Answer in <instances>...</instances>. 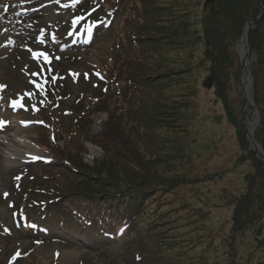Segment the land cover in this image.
Returning <instances> with one entry per match:
<instances>
[{
	"label": "rangeland",
	"instance_id": "obj_1",
	"mask_svg": "<svg viewBox=\"0 0 264 264\" xmlns=\"http://www.w3.org/2000/svg\"><path fill=\"white\" fill-rule=\"evenodd\" d=\"M220 1L213 0L204 10L205 0H133L124 6L127 14L133 11L127 27L119 20L114 23L108 13L101 25L87 20V26L77 25L72 34L68 33L75 27L72 16L90 10L86 4L78 9L72 6L73 0H63L48 6L39 23L26 32L19 29L18 1L0 9V121L5 122L0 128V225L11 237L5 238L8 234L0 227L4 264H29L30 252L35 254L33 259L42 256L35 264H51L53 257L62 264H264V183L261 186L256 177L261 164L249 149L245 131L256 116L252 107L243 113L239 91L238 44L245 20L233 37L227 30L232 16L223 13ZM258 3L257 16L264 13V0ZM78 28L83 30L80 46L86 42L92 46L75 54L76 60L68 59L75 43L67 42L66 35L76 38ZM97 30L106 32L99 34L100 40L98 36L90 41L87 37L94 39ZM129 30L135 32L128 37L141 32L140 46L129 48L128 37L123 36ZM259 31L251 43L264 52L258 42L264 40V26ZM121 39V58L136 50L139 90L131 103L118 100L124 103L121 111L111 108V116L96 114L84 129L78 127L77 139L64 131L67 139L48 145L55 158L61 152L70 154L82 178L76 180L61 169L52 186L59 182L69 198L92 205H139L132 231L122 241L105 245L87 238L57 239L56 234L47 233L50 227L35 222L29 235L21 237L17 224L29 214L18 217L15 202L40 173L33 162L47 158L33 160L17 152L22 148H11L16 136L27 145L24 139L35 133L40 136L42 131L28 130L30 125L13 119L7 126L5 106L10 109L7 114L23 112L22 107L13 108L12 102L19 96L27 103L31 98L26 93L38 94L47 88L44 73L51 68L68 85L71 94L64 104L73 110L76 76L66 72L86 70L91 62L111 64L119 51L118 44L108 42ZM249 41L248 36L250 99L259 121L253 139L259 146L264 144V57H258ZM27 48L47 54L51 62L27 55ZM204 81H209V87ZM82 112L77 111L76 122L81 126L86 119ZM64 136L59 133L58 139ZM236 212L241 213L238 227L233 226ZM28 239L34 242L25 245ZM18 251L20 256L13 260ZM133 252L144 259L134 262Z\"/></svg>",
	"mask_w": 264,
	"mask_h": 264
},
{
	"label": "trees",
	"instance_id": "obj_2",
	"mask_svg": "<svg viewBox=\"0 0 264 264\" xmlns=\"http://www.w3.org/2000/svg\"><path fill=\"white\" fill-rule=\"evenodd\" d=\"M258 0H248V6H247V0H234L233 2H229V0H221L220 1V8L223 11V13L231 15V21H230V25L229 27H227V30L229 31V33H231V35L233 37H235L238 33V27L241 24V22H243L245 20H251L257 17V13L259 10V3L257 4ZM237 8L239 9V11L236 12H232L234 11V9ZM231 11V13L228 12ZM245 9L247 10V12L245 11ZM210 11V10H209ZM135 13V11H134ZM209 13V12H208ZM131 14L133 15V11L131 12ZM261 26H264V16H262L257 22H255L252 26V28L249 31V42L251 43V41H253L255 35H257L260 31H259V27L261 28ZM135 30V29H134ZM133 30V31H134ZM259 31V32H258ZM135 32V31H134ZM256 33V34H255ZM255 34V35H254ZM143 39V35L141 34L140 31H138V33H136V35H134L133 37L128 38V42L130 45V49H132V47L138 45L140 46L141 44V40ZM133 41H135V43H132ZM259 43L263 44L264 47V40L262 41H258ZM252 46V43H251ZM128 48V47H127ZM257 54L258 57H260V59H263L264 57V52L261 48L257 47V45H253L251 47ZM136 55V50H131L128 53H125L124 56L120 59L119 61V69H118V75L116 78V81L121 85V82H123L124 85H122L121 89L119 90H115L109 93L108 97L110 99V101L112 102L113 98L117 95L122 96L125 101V103L127 105H129L132 101V97L134 96V94L139 90V80L136 78V75L138 74V66H137V62L134 61ZM114 86V85H112ZM255 104L258 102V99L255 97ZM116 104H111V105H103V111L107 112L109 114V116L112 115V109H114V111H121V109L124 108V103H117V101H115ZM256 107V105H255ZM112 108V109H111ZM257 108V107H256ZM259 112L260 115L262 114L259 108ZM260 124L262 125L263 128V124H262V115H261V122ZM259 124V125H260ZM262 133V129L261 131H257V134ZM261 146L263 147V151H264V144H262V142L260 143ZM259 144V146H260ZM260 146V147H261ZM261 147V148H262ZM67 160L70 162V159L66 156ZM259 164H261L260 162H258ZM259 166V171H257L256 173V177L259 178V182H261V186L264 183V166L261 164L258 165ZM51 170H54L57 168V171L59 172L61 169H65V168H61L60 166H52L49 167ZM71 169L67 170V173L70 174L71 176H73L74 179H78L81 175L79 169H77L78 167H76L74 165V163H72L71 161ZM66 170V169H65ZM55 170V172H57ZM59 174V173H58ZM55 177L49 178L47 177L45 182H42L40 184V186L38 187L37 192L38 196L35 195L36 198H38L40 200V202H47L48 200H50L51 198H53V196H55L57 193H66V190L61 189L65 188L64 185L62 186L61 183L58 182V186L53 187L52 186V180ZM57 181V179H56ZM85 181H82V183ZM88 183V182H87ZM115 195H118V193H116ZM68 197V196H67ZM250 201V198L248 199ZM108 209L107 211L109 213H111L109 216L113 217V221L115 226L116 225H120V224H124L125 227V223L129 221L130 224L133 225L135 224V222H132L134 219L136 220L138 215H139V205H129L127 203H123L122 205L114 202L113 205L109 204L107 205ZM240 212H236L235 214H233V218H234V223L233 226L238 227L239 226V222L241 221L240 219ZM239 220V222H238ZM104 227V224H102ZM101 226V228H103ZM132 227L130 229V232L132 231ZM104 229V228H103ZM116 229H113L111 232H114ZM129 231L125 232V237H127V235L130 233ZM144 258L141 257V255H139L137 252H133V256H132V260L136 263L141 262Z\"/></svg>",
	"mask_w": 264,
	"mask_h": 264
},
{
	"label": "bare ground",
	"instance_id": "obj_3",
	"mask_svg": "<svg viewBox=\"0 0 264 264\" xmlns=\"http://www.w3.org/2000/svg\"><path fill=\"white\" fill-rule=\"evenodd\" d=\"M252 25L251 22L245 23L243 27V32L241 39L238 44V55H239V61L241 65V74H240V84H239V91L241 100L243 101L242 104V111L243 113L246 112L251 106V99H250V79H249V66H250V58H249V49L247 46V35L250 31V26ZM256 127V124L254 121H252L247 129V135L250 136L252 132L254 131ZM10 141V146L15 151L17 150V147L23 148L24 143L20 142L19 139ZM23 144V145H21ZM30 145V144H29ZM26 146V145H25ZM25 149V148H23ZM249 149L252 151H255V147L250 142ZM31 150L29 151V153ZM35 153V152H33ZM36 154V153H35Z\"/></svg>",
	"mask_w": 264,
	"mask_h": 264
},
{
	"label": "snow or ice",
	"instance_id": "obj_4",
	"mask_svg": "<svg viewBox=\"0 0 264 264\" xmlns=\"http://www.w3.org/2000/svg\"><path fill=\"white\" fill-rule=\"evenodd\" d=\"M56 3H60V0H56ZM76 3H78V0H73V5L72 6H75V4ZM63 7H68V5H62ZM6 10V9H5ZM76 23H78V20H74L73 21V24H76ZM88 31H89V33L91 32V29L89 28L88 29ZM55 37H53V39H54ZM41 43L43 42L42 40L40 41ZM31 51V50H30ZM40 56H43V58H44V60H45V62L46 63H50L51 61L49 60V57L47 56V54H45V53H34L33 54V58L34 59H36V58H38V57H40ZM58 59V58H57ZM33 75H35V73L33 74ZM73 75H76V74H73ZM86 76H87V74H85ZM38 88L40 87L39 85L37 86ZM41 94H43V90L41 89ZM26 95L29 97V98H31V93H26ZM23 97H21L20 98V100H16V101H13L12 102V107L13 108H17V107H24V104H23ZM33 110L34 111H38L39 109L38 108H35V106H33ZM42 123V122H41ZM5 125V122L4 121H0V128H2L3 126ZM32 159L33 160H36V159H40V157H32ZM5 196H7V194H5ZM29 227H32V228H35L36 226L35 225H29ZM5 233H8V229L7 228H5ZM57 255H59L58 253H57ZM20 256V252L18 251V252H16L15 254H14V257H13V260H15L16 258H18Z\"/></svg>",
	"mask_w": 264,
	"mask_h": 264
},
{
	"label": "water",
	"instance_id": "obj_5",
	"mask_svg": "<svg viewBox=\"0 0 264 264\" xmlns=\"http://www.w3.org/2000/svg\"><path fill=\"white\" fill-rule=\"evenodd\" d=\"M211 3H213V0H205L204 8L207 7L208 5H210ZM255 20H257V18ZM255 20H252L251 22H254ZM204 85L209 87V81H204ZM257 121H258V119L256 118V120H255L256 125H257ZM246 133H247V131H246ZM247 141H248L249 145H250V142L253 144V146L255 147V151L254 150L253 151H254L255 156L257 157V160L264 165V161L258 156V155H263V153L261 151V148L258 147L254 143V141L252 139V134L250 136H247Z\"/></svg>",
	"mask_w": 264,
	"mask_h": 264
}]
</instances>
